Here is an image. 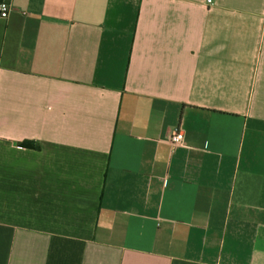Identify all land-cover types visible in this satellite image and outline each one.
I'll list each match as a JSON object with an SVG mask.
<instances>
[{"label":"crops","instance_id":"0c3cea01","mask_svg":"<svg viewBox=\"0 0 264 264\" xmlns=\"http://www.w3.org/2000/svg\"><path fill=\"white\" fill-rule=\"evenodd\" d=\"M2 1L0 264H264V0Z\"/></svg>","mask_w":264,"mask_h":264},{"label":"built area","instance_id":"2783aa9c","mask_svg":"<svg viewBox=\"0 0 264 264\" xmlns=\"http://www.w3.org/2000/svg\"><path fill=\"white\" fill-rule=\"evenodd\" d=\"M208 2H211V0H208ZM9 11V5L5 1L0 2V18H7ZM183 137V133L179 132L171 138V143L173 145L180 144L183 141Z\"/></svg>","mask_w":264,"mask_h":264},{"label":"trees","instance_id":"16d2710c","mask_svg":"<svg viewBox=\"0 0 264 264\" xmlns=\"http://www.w3.org/2000/svg\"><path fill=\"white\" fill-rule=\"evenodd\" d=\"M23 146L28 147V148H33V149H36V150H38L40 148L39 145H35V144H33L32 142H29V141L23 142Z\"/></svg>","mask_w":264,"mask_h":264}]
</instances>
